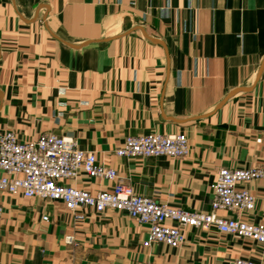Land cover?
Here are the masks:
<instances>
[{"label":"crops","instance_id":"1","mask_svg":"<svg viewBox=\"0 0 264 264\" xmlns=\"http://www.w3.org/2000/svg\"><path fill=\"white\" fill-rule=\"evenodd\" d=\"M0 128L70 136L135 193L210 212L219 168L264 166V0H0ZM148 132H184L188 154L116 156ZM74 183L94 194L115 182ZM242 187L256 198L242 219L264 223V180ZM0 206V264L264 263V244L215 228L146 247L147 226L122 212L77 219L4 191Z\"/></svg>","mask_w":264,"mask_h":264},{"label":"built area","instance_id":"2","mask_svg":"<svg viewBox=\"0 0 264 264\" xmlns=\"http://www.w3.org/2000/svg\"><path fill=\"white\" fill-rule=\"evenodd\" d=\"M188 151L184 132H148L126 136L114 152L119 157L182 158ZM80 174L115 183L92 194L74 183ZM254 179L264 180V166L221 167L210 185L213 193L210 212L187 211L135 193L131 185L119 179L116 169L100 163L93 151L79 148L70 136L48 132L35 139L22 140L14 132L0 128V191L62 203L77 219L84 218V209L94 214L107 209L122 212L147 226V236L142 241L146 247L159 242L178 248L185 242L188 227L215 228L221 233L264 244V223L242 219L256 205L255 196L242 184ZM217 210L226 214L219 216L215 213ZM47 219V215L42 216V220ZM64 242L76 245L71 235H66ZM230 264L264 263L237 257Z\"/></svg>","mask_w":264,"mask_h":264}]
</instances>
